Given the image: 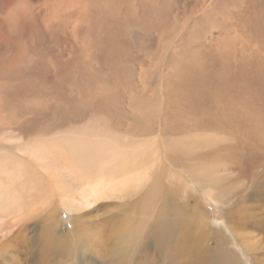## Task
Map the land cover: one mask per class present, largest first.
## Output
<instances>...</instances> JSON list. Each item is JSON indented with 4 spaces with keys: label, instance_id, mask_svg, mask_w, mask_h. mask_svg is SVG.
<instances>
[{
    "label": "rangeland",
    "instance_id": "obj_1",
    "mask_svg": "<svg viewBox=\"0 0 264 264\" xmlns=\"http://www.w3.org/2000/svg\"><path fill=\"white\" fill-rule=\"evenodd\" d=\"M217 1L241 7L235 9L240 12L235 14L240 23L228 20L245 35L238 40L237 49L260 60L264 75V44L250 37L258 28L256 31L263 34L264 41V0L259 3L250 0H167L165 16L181 17L180 31L173 33L164 51L154 48L147 55L142 53L143 62L125 60L127 70H139V63H144L145 67L139 72L143 75L137 74L120 82L110 75L114 68L112 63H116L113 47L103 44L110 37V30L106 25L98 28V24L88 20L90 11L84 9L82 0H15L12 8H9L8 0H0V103L16 111L24 118L25 126H30L25 130L28 135L24 139L18 131L22 125H14L0 114V119L4 120L0 126H5L0 131V264H161L163 260L159 258L158 249L152 250L147 244L148 249L144 248L135 256L137 253L124 250L120 241L124 238L127 241L133 228L137 234L142 230L144 216L150 223L156 220L160 214L154 212L161 206L166 186L180 189L181 185L196 194L200 208L209 217V221L206 216L203 219L209 222L210 229L222 228L228 223L236 233L233 249L230 248L236 254L234 261L264 264V178L259 180L263 182L257 191L252 193L251 187L246 185L241 189L244 190L242 196L232 203L218 191V199L212 201L209 191L197 184L199 180L212 183V176L215 182L221 180L220 165L229 159L237 162L244 159L249 163L248 160L259 157L248 145L238 147L236 124L224 123L221 111L213 109V94L206 91L204 84L182 81L178 77L189 62L209 68L215 82L236 83L234 75L224 69L223 62L211 64L206 52L203 49L196 51V40L195 44L193 42L195 26V32L204 41L212 42L207 48L214 51L213 55H222L215 46L219 42L215 24L209 22L205 13L214 8L213 3ZM29 6L40 8L39 14L45 17V22L36 19L33 23L31 15L25 13H29ZM19 13L30 18L27 28L20 26ZM94 13L97 22L111 20L103 12ZM133 33L145 34L146 38H153L155 44L160 37L150 26L134 27ZM221 43L227 52L235 48L233 42ZM170 55L178 60L172 68ZM152 61L159 63L150 67ZM243 82L256 84L253 79ZM143 97L146 103L140 109L138 104ZM262 120L264 111L255 114L253 126H248L249 132L259 124L264 128ZM259 130L256 128L254 138H247L248 142L261 144ZM9 137H15L14 141ZM76 144L87 150L92 160H86L90 170L79 175L72 168L74 180L83 182L89 174V186L96 184L98 160L93 158L88 146L92 145L98 151L99 145L107 144L102 160H114L115 167L126 164L135 165L137 169L139 160L146 161V165L139 168L147 174L145 187L136 192L133 183L131 194L101 200L79 212L71 208L66 210L59 197L54 202L55 209L41 204L39 184L31 191L22 163L32 158L39 160L43 187L48 185L54 189V176L57 174L62 181L59 177L61 166L70 162L68 159ZM219 147L225 149L221 157L204 160L199 168L185 167L191 156ZM162 164L178 177L181 185L175 182L171 185L169 179L163 183L153 179L154 167L159 173ZM242 167L245 166L242 164ZM202 169L207 171L202 172ZM261 175L264 177V172ZM244 176L252 177V172L244 173ZM228 180L234 181V174L229 175ZM61 184L68 185L69 190L76 193L75 181L74 186ZM144 191L147 195L138 202ZM63 195L60 193L61 197ZM233 205L234 211L230 210ZM150 210L154 214L147 216ZM78 213L80 219L75 216ZM71 218L80 220L84 233L83 247L76 250L80 255L76 257L73 252L59 254L62 244L56 242V236L63 231L68 233L75 229ZM161 219L162 226L170 222L163 215ZM138 241L132 238V245ZM117 248L119 251L114 258L111 253ZM145 253L151 254L150 260Z\"/></svg>",
    "mask_w": 264,
    "mask_h": 264
},
{
    "label": "bare ground",
    "instance_id": "obj_2",
    "mask_svg": "<svg viewBox=\"0 0 264 264\" xmlns=\"http://www.w3.org/2000/svg\"><path fill=\"white\" fill-rule=\"evenodd\" d=\"M166 1L167 0H82L84 9L90 11L88 20L94 25L98 24V28L101 25H106L110 30V37L106 41H103V44H105L104 47L108 46L106 44H110L113 47L112 54H114V61H116V63H112L114 68L112 67L110 75L118 82H120V80L132 79L137 74L140 76L143 75L142 72L140 74L139 72L145 67L144 63H139V70H127L124 68L125 60L143 62L144 56L142 53L147 55L148 52L154 48H162L164 51L167 48V44L171 42L173 33L180 31L182 18L178 15L175 17L165 16L164 8ZM250 1L259 3L260 0ZM213 7L214 8L205 10V13L208 15L209 22L213 21L215 24L214 29L217 31L216 35L219 38V42H217L215 46L222 55H213L214 51L207 48L212 42L204 41L203 37L195 32V26H193L192 34L194 35V44L196 40L195 50L200 51L203 49L211 60V64H215L219 61L223 62L225 65L224 69L231 75H234L236 83L215 82L217 80H215L209 68L199 67L189 62L185 63V68L179 72L178 77L182 81L204 84L206 91H210L213 94L212 104L215 105L213 109H215V111H221L224 123L233 122L236 124L238 128V147L241 148L243 145H248L252 150H250L251 152L259 154L256 160H248L249 163H245L244 159L237 162L236 159L233 158L229 159L226 163L223 162L220 165V171L222 173L220 174L222 177L221 180L217 178L218 180L216 179L217 181L215 182L212 176V183H204L201 180L197 182L201 188L204 187L209 191V197L212 201L218 199V191L219 193L225 194L227 201L232 203L233 200L242 196L244 190L241 189L246 185L251 187L252 193L257 191L259 185L263 182L259 180L264 178L261 175V173L264 172V128L259 126V124L258 126H254L255 130L251 129L249 132L250 127H248L253 126L252 121L254 120L255 114L264 111V94L260 95L264 92V75L262 74L263 64H261L260 60L252 59L244 51L237 49L236 44L238 40L245 35L241 34L239 27L230 25L228 20L235 24H239L240 20L235 14H240V12L235 9L238 10L241 9V7L235 8L228 4H221V1L213 3ZM94 11L103 12L106 17H111V20L102 23L97 22ZM39 12L40 8L32 6H29V13L25 11L27 15H31L33 23L36 19L40 22H45V17L43 15L41 16ZM18 22L22 28H27L31 20L23 13H19ZM145 22H149V24L147 25ZM144 26H150L153 31L158 32L160 37L157 44H155L153 38H146L145 34L138 33L134 35V27L143 29ZM229 29L230 32L227 33ZM257 29L258 28L252 31L250 37L264 44V41H262L263 34L258 33L256 31ZM226 41L235 44V48L231 52H227L226 48L221 43ZM158 63L159 62L152 61L150 62V67ZM169 64L170 68H172L178 64V60L170 55ZM139 79L141 80L140 77ZM248 79L256 80V84L249 85L246 82L241 83ZM258 92H260V94ZM145 103L146 100L143 97L138 107L141 109ZM132 105L134 106L135 103ZM0 114H3L6 119L14 125H22L19 126L18 131L23 135L24 139L27 137L28 134L25 130L30 126H25L27 124L24 118L20 117L16 111L0 103ZM3 123L4 120L0 119V125ZM3 127L5 126H0V131ZM256 128L262 130L258 131V133L262 135L259 139L261 144L257 142H248L247 139L254 138ZM14 138H12V140L9 137V140L14 141ZM249 144L251 145L249 146ZM107 147V144H101L98 146L97 151L92 145L88 146L93 158L98 160L99 165L98 179L94 186H89V174L83 182H79L72 178V168L76 169V174L78 175L84 170H90L86 160L92 159L88 151L79 146L72 148L71 155L68 159L70 162L61 166L62 171L59 172V177L62 181L58 179L57 174L54 176V189L50 188L48 185L43 187L42 181L44 180V176L39 172V167L41 166L39 160L32 158L23 162L22 168L25 170L29 179L28 182L31 191L37 189V185L39 184L37 190L40 193L39 201L41 204L55 209L54 202L57 199L56 197H59L66 210L70 211L71 208L73 211L77 212L90 209L101 200L118 196L123 197L131 194L130 185L133 183L136 184V192L141 191L145 187L147 174L145 170L139 171V168L144 167L146 161L139 160L140 166L137 169L134 168L135 165L126 164L115 167L113 166L114 160H102ZM224 153L225 149L219 147L217 150H209L198 156H191L185 167L190 168L196 166L199 168V166H201L200 162L221 157ZM170 159L173 160V156H170ZM242 164L245 167H242ZM159 171L160 172L157 173L154 167L155 176L153 179L157 182L163 183L165 179H169L171 185L174 182L181 185L178 177L172 173L166 165H160ZM206 171V169H202V172ZM220 171L219 169L217 170V172ZM138 172L141 174L137 177H129L130 174ZM249 172H252V177L244 176V173L249 175ZM191 174L194 175L192 172ZM232 174H234L235 180L229 181L228 176ZM73 181H75V187L77 188L76 193L72 191L73 189L69 190L68 185L61 184L69 183L74 186ZM227 181H229V183H227ZM60 193H64V195L61 197ZM146 195L147 191H144L138 202L145 198ZM161 200L160 208L154 212L155 214H160L156 216V220L150 223L149 219L144 216V219L141 220V222H143L141 225L142 230L137 234L136 228H133L130 236L127 237V241L126 238L120 241L124 250H133V252L137 253L135 255L137 256L142 253L141 251H143L144 248L147 250L149 245L152 250H159V258L163 260L161 264H238L239 260H233L236 254L234 255V252L230 250V248L233 249L236 233L230 229L228 223L222 225V228H216L211 225L213 228L210 229L209 222L203 219L204 216H206V218L208 216L205 215L204 210L200 208L196 194H192L182 185L180 189L176 186H166L165 193ZM136 206L138 207L140 205ZM234 206L235 205L230 207V210L234 211ZM82 207L85 208L82 209ZM146 214L147 216L151 215L152 211L150 210ZM162 215L168 218L170 221L169 224L164 226L160 224L162 222ZM75 216L79 219L81 217L79 213ZM170 218L173 220H170ZM20 222L21 220H18L17 223ZM72 222L76 225L75 229L72 231L69 230L68 233L63 231V234L56 236V242L62 244L59 254L73 252L76 257L80 256L78 252L76 253V250L83 247L81 239L84 237L82 236L84 233L81 231L80 220H72ZM71 232L72 234L69 235ZM132 238H135L137 241L140 239V242H142L140 243L138 241L135 245H132ZM170 245L173 246L169 248ZM26 247L28 248V246ZM118 251V248L112 250L111 254L114 255V258L118 254ZM160 252L162 256L165 255L162 257ZM145 254L150 260L151 254ZM60 258L57 259L62 260ZM143 263L145 264V262ZM146 264H148V262H146Z\"/></svg>",
    "mask_w": 264,
    "mask_h": 264
},
{
    "label": "clouds",
    "instance_id": "obj_3",
    "mask_svg": "<svg viewBox=\"0 0 264 264\" xmlns=\"http://www.w3.org/2000/svg\"><path fill=\"white\" fill-rule=\"evenodd\" d=\"M15 4V0H8V6L9 8H12Z\"/></svg>",
    "mask_w": 264,
    "mask_h": 264
}]
</instances>
